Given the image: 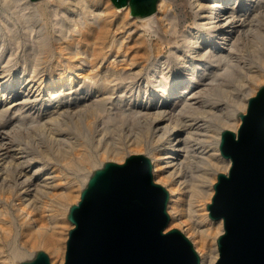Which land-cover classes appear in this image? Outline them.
<instances>
[{
	"label": "bare ground",
	"instance_id": "6f19581e",
	"mask_svg": "<svg viewBox=\"0 0 264 264\" xmlns=\"http://www.w3.org/2000/svg\"><path fill=\"white\" fill-rule=\"evenodd\" d=\"M188 2L193 26L165 55L144 30L156 18L176 34L186 9L170 0L142 19L112 0H0L1 52L10 46L0 54V264L30 260L37 248L64 264L71 205L100 157L122 163L143 152L170 194L168 230L181 228L201 264H216L224 222L207 203L232 164L222 131H238V113L264 81V0ZM26 127L30 150L13 142Z\"/></svg>",
	"mask_w": 264,
	"mask_h": 264
},
{
	"label": "water",
	"instance_id": "95a60500",
	"mask_svg": "<svg viewBox=\"0 0 264 264\" xmlns=\"http://www.w3.org/2000/svg\"><path fill=\"white\" fill-rule=\"evenodd\" d=\"M37 2L40 0H31ZM160 0H112L142 19L156 14ZM237 132L222 131L221 154L231 159L218 172L210 217L223 219L216 264H264V85L249 97ZM169 191L154 180L145 154L124 162L106 161L93 171L81 200L73 203L64 264H201L192 240L179 228L168 230ZM18 264H52L47 252Z\"/></svg>",
	"mask_w": 264,
	"mask_h": 264
},
{
	"label": "rangeland",
	"instance_id": "374dc122",
	"mask_svg": "<svg viewBox=\"0 0 264 264\" xmlns=\"http://www.w3.org/2000/svg\"><path fill=\"white\" fill-rule=\"evenodd\" d=\"M189 0H170V2H172V3H175L176 5H183V7L186 9L185 11H183V12H180L179 10L177 11L178 12V19H179V25H178V29H177V31H176V34L174 33V32H172V31H169V30H166L165 28H164V26L163 25H161V23L158 21V20H156V18L152 21V23L150 24V25H148V26H146V29L144 30V36L147 38V40L148 41H151L150 43L153 45L152 47L153 48H156L159 44V48L161 47L162 48V51H164L163 53L165 54V55H168L169 54V51H171V49H172V47L175 45L174 44V41H175V39H181V36L180 35H178L177 34V32L179 33V34H181V32H183L184 30H186L187 28H188V26H193V24L192 23H194V15L191 13V11H190V9L188 8V4L187 3H189L188 2ZM183 9V8H182ZM2 11H5L4 9H2V8H0V14L1 13H5V12H2ZM8 13H9V15L11 14V16L13 17L14 16V14H13V12L12 11H8ZM13 19H16V18H13ZM17 20V19H16ZM18 21V20H17ZM19 23V22H18ZM189 24V25H188ZM191 24V25H190ZM156 25V26H155ZM158 25L159 26H163V28L165 29V31L163 30V28H161L160 27V29L159 28H157L158 27ZM152 26V27H151ZM154 26V27H153ZM147 28H149V29H147ZM51 32H54L53 30H50ZM157 31V32H156ZM161 31H163V32H161ZM5 32H7L6 30H5ZM20 32H21V34H22V36L23 35H25V33L26 32H28V30L24 27V25H22V24H20ZM24 34H23V33ZM180 36V37H179ZM158 41V42H157ZM157 42V43H156ZM153 43H155V44H153ZM162 43H163V45H162ZM165 43V44H164ZM0 44H1V35H0ZM23 44H24V46H22V48H19L18 50H17V59L19 60L18 61V63L17 64H15V67H14V69H13V71H12V73H14V75L15 74H17V73H20V71L22 70V67H21V64H22V62H21V58H22V56H23V52H25L26 50H25V45H26V41L25 40H23ZM158 44V45H157ZM174 44V45H173ZM157 45V46H156ZM164 46V47H163ZM10 46H7V48H6V50L5 51H3V53L1 52V50H0V54H2L1 55V57H3V60L4 59H6L7 58V56H8V54H9V52H10V48H9ZM19 54V55H18ZM20 56V57H19ZM6 57V58H5ZM21 62V63H20ZM19 64V65H18ZM18 65V66H17ZM40 75H43L42 73L40 74ZM262 85H264V81L263 82H261V83H259V84H257L256 85V88H257V91H258V89L262 86ZM25 88H27V87H25ZM25 88H23L24 90H25ZM256 95V93L254 94V96ZM28 107H32V108H35V105L34 106H32V105H29V106H27V109H29ZM34 110V111H33ZM32 111H28V112H35V109H33ZM23 130V129H22ZM25 130H23V132H24ZM28 132H29V130L27 129V127H26V131L22 134V136L19 138L20 139V141H22V142H17L16 140H14L13 139V142H14V144H16V145H18V147L21 145L23 148L22 149H25L26 148V150H30V149H28L26 146H27V144L25 145V143L28 141ZM30 135L32 136L33 135V133H32V131H30ZM30 136V137H31ZM39 139V138H38ZM39 142V143H37V142ZM36 142V143H35ZM20 143V144H19ZM36 145V147H34L35 145ZM39 144V145H38ZM34 145V146H33ZM33 145L31 146V147H34V148H37V150H38V152L39 151H43L44 150V148L42 147V146H45V145H43L42 144V142H40V141H38L37 139L36 140H34L33 141ZM42 145V146H41ZM21 146L19 147L20 149H21ZM46 148V147H45ZM131 149V148H130ZM34 150V149H33ZM50 150H51V148H50ZM53 150V149H52ZM51 150V151H52ZM128 150V149H127ZM129 151V150H128ZM139 154H142V153H139ZM143 154H145L146 155V152H143ZM101 159H99L100 161H102L103 162V164L106 162V161H109V160H107L108 158H104V157H100ZM124 162V161H123ZM102 164V165H103ZM97 166H99V165H96V166H93V167H90V170H92V169H94L95 167H97ZM216 181H217V179H216ZM81 188V187H80ZM177 228H179V227H177ZM180 230H181V228H179ZM66 248H67V246H66ZM40 248H37V250H39ZM42 250H44L45 252H47L48 253V255H49V257H50V259H51V262H52V264H55L53 261H52V256L50 255V252L49 251H47L46 249H44V248H41ZM37 250H36V252H37ZM36 254V253H35ZM34 257V256H33ZM32 257V258H33Z\"/></svg>",
	"mask_w": 264,
	"mask_h": 264
}]
</instances>
